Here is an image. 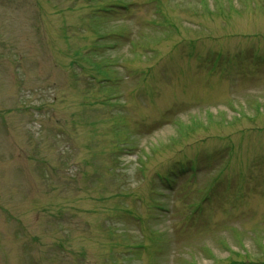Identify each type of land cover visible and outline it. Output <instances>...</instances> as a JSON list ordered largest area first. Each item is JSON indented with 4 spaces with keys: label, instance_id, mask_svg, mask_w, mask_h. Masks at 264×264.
Here are the masks:
<instances>
[{
    "label": "rangeland",
    "instance_id": "1",
    "mask_svg": "<svg viewBox=\"0 0 264 264\" xmlns=\"http://www.w3.org/2000/svg\"><path fill=\"white\" fill-rule=\"evenodd\" d=\"M263 52L264 0H0V264H264Z\"/></svg>",
    "mask_w": 264,
    "mask_h": 264
}]
</instances>
